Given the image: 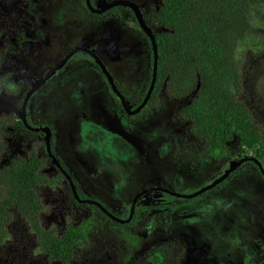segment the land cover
Listing matches in <instances>:
<instances>
[{
    "label": "rangeland",
    "instance_id": "1",
    "mask_svg": "<svg viewBox=\"0 0 264 264\" xmlns=\"http://www.w3.org/2000/svg\"><path fill=\"white\" fill-rule=\"evenodd\" d=\"M0 1L2 5H6L8 0ZM91 1L94 3L97 0ZM128 1L142 8L150 3L157 4L160 0ZM76 2L79 5H74L72 0H67V3L53 0V8L61 11L60 22L53 20L48 25L51 42L45 49L46 60L38 63V67L50 65L76 47H85L98 55L115 79H126L131 87L142 81L147 72V51L138 31L131 26V10L124 6H115L104 15L91 16L85 12L84 7L81 8V1ZM66 7L70 9L69 15L61 22ZM154 31L159 32L160 29ZM133 56L136 59L131 61ZM30 58H10L4 65L5 69L16 76L13 85L15 92L8 95L0 90V113L12 115L15 122L7 133L9 142L0 164L11 157L24 154L25 150L36 145V152L45 157L42 135H30L25 131L19 133L20 124L16 120L19 116L20 100L32 79L39 75L28 69V65L36 62ZM248 61L253 62L252 59ZM96 70L98 67L91 57L78 52L40 88L30 103L39 105V116L34 121L39 119V122L49 125L55 143L53 151L65 171L75 180L79 195L99 201L114 215H118L117 204L125 192H134L133 195H126L125 204L132 196L148 187H163L182 194L191 193L208 185L213 180H210L213 173L227 167L230 160H239L244 156L254 157V152L241 148L237 137L232 135L217 151L219 158L204 159L195 167L186 162L172 160L171 153L165 150V146L172 148L173 145L180 147L195 143L186 131L185 136L181 132L180 135L188 139L187 143V139L179 137L164 142L171 135L154 136V120L158 117L159 130L163 134H169L174 129L171 124L173 120L179 125L175 118L176 108H173L184 104L188 98L173 101L160 99L157 115L152 114L153 118L148 120L147 125L133 128L130 124L121 122L116 113L109 110L106 105L109 103V96ZM263 70L264 64L246 67L242 70V75L245 99L255 119L264 129V92L261 85L264 79ZM32 113H35L33 107L30 116L34 118L36 113ZM166 117L169 125L163 127V119ZM93 122L110 124L106 128H99ZM94 130L99 133L97 139ZM255 169L252 162H245L218 186L203 193L199 198H209L210 201L194 210L199 213L195 217L197 224L192 227L181 223L182 220L190 218L183 204H180L175 213H168L164 204L160 205L157 200L144 197L139 204L138 223L148 224L151 229L156 225L157 217L163 218L166 223H181V226L173 229L170 226L169 229L165 226H154L156 228L150 233L142 234L145 237L142 239L153 242L156 239H177L182 235L188 247L185 245L179 264L182 261L186 264H226L227 261L228 264H258L264 260V178L258 173H250ZM44 172L55 182L39 188V194L48 207L43 212L45 226H56L60 231L66 223L76 224L90 215L87 207H79L69 198L67 185L59 178L49 161ZM124 210L121 215L127 217ZM17 216L0 234V264H59L46 262L29 223ZM111 225L108 223L105 228L97 230L98 235L94 233L95 246L98 245V239L109 248L110 254L104 260L100 254L85 258L81 254L88 252H83L77 253L70 264H125L123 260L127 256L124 254L120 253L116 261L111 258L113 248L108 245L105 232L106 229L112 232ZM133 228H137V223L133 224ZM123 232L119 236L122 235L125 242ZM152 233L157 238L146 241ZM136 238L138 242L135 246L127 249L128 253H132L130 264H150L144 257L150 253L148 251L154 244L147 245V250L140 256L144 244L143 240ZM198 240L205 245V251L197 254L201 263L195 262L196 256L189 257L192 252L188 249L190 243L194 245ZM96 247L99 248L90 253L103 250V247ZM196 248H200V245L197 244Z\"/></svg>",
    "mask_w": 264,
    "mask_h": 264
},
{
    "label": "trees",
    "instance_id": "2",
    "mask_svg": "<svg viewBox=\"0 0 264 264\" xmlns=\"http://www.w3.org/2000/svg\"><path fill=\"white\" fill-rule=\"evenodd\" d=\"M151 22L160 29L155 34L157 86L152 96L162 81L170 99L194 94L177 117L189 124L195 145L182 147L178 159L196 165L218 157L220 146L235 135L264 168V129L245 99L242 75L244 68L264 64V0H161ZM261 85L264 92V79ZM8 125L11 119L0 116V157L7 147ZM44 161L29 151L0 164V234L18 215L44 240L49 260L66 262L86 240L78 230L82 223H67L61 233L46 231L41 224L46 210L37 188L49 183L39 171ZM155 253L168 264L166 248Z\"/></svg>",
    "mask_w": 264,
    "mask_h": 264
},
{
    "label": "flooded vegetation",
    "instance_id": "3",
    "mask_svg": "<svg viewBox=\"0 0 264 264\" xmlns=\"http://www.w3.org/2000/svg\"><path fill=\"white\" fill-rule=\"evenodd\" d=\"M60 1L62 2V0ZM76 1L78 0H72V3L74 5L75 3L79 5V3ZM79 1H81V8L84 7L85 12L91 16L104 15L106 12H108L115 6H124L131 10L130 12L132 13V19H133L131 20L133 22L131 26L135 30L138 31V34L142 38L145 44L146 51H147L148 66H147L146 75L144 76L142 81H139V83L131 87L126 83L125 81L126 79L124 80H119L118 78L115 79L112 73L107 69V66L98 57V55L95 54L92 50L85 48V47H76L72 49L71 51H69L61 59L58 58L54 60L53 62H51L50 65L44 66L43 68H41L43 65H40V68H39L38 63L41 64L44 62V60H46L44 59L46 57L45 49L46 47H48V44L51 42V35L48 31V25L53 20H56L57 23L60 22L61 11H57L53 8V0H8L6 5L4 4L2 5L0 1V90L3 93L8 94V95H12L15 92V89H13V85L15 84L14 81L16 79V76L14 75L13 72L4 68L5 63L10 58H18V57L23 56L26 58L31 57L30 59L36 60L35 63H32V65H28L27 67L29 70L35 71L37 74L39 73V75L38 76L36 75V78L32 79V81L30 82L31 84L28 85L22 97V100H20V109L18 113L19 116L16 120L20 124V127H18L19 133L20 131L22 132L25 131L27 134H30V135L41 134L43 137V144H44L43 146L45 148V155H44L45 157L40 156L36 152L35 150L37 146L36 145L33 148H29L25 150L24 154H19L11 158H16L18 156L25 157L29 151H34L37 157L43 158L45 160L44 165L41 167L39 171L41 175H44L49 180V183L43 184L42 186H39L37 188V193H38L39 198L42 201L44 211L48 210V207L45 205V203L42 200L41 195L39 194V188L55 183L53 180L47 177L46 173L44 172V167L46 166L48 161L55 168L56 174L59 176V178L62 179L63 182L67 185L69 189V193H70L69 198L73 201V203L79 207H87L88 211H90V215L88 217H84V219H80V221L77 222L78 224L82 223V225L78 227V230L83 235L82 241L84 239L86 240V245L83 246L82 248L81 247L73 248L70 258L66 261L67 263L63 262L61 259L49 260L48 254L42 248L44 240L40 238L39 233L36 231V229L32 228L31 225L29 224L36 236V241L40 249L44 253V256H45L44 258L47 263L57 262L59 264H64V263L70 264L71 261L75 258V255L77 253H83V252H88L85 254H81L85 258L91 257L92 255L97 256L100 254L104 260L105 257L110 254V251H109V248L105 245H102V243L99 242L98 239H96L98 242V245L96 246L103 247V250H101L99 253H93V254L90 252L99 248L95 246L96 241L94 239L95 237L94 233L97 230L102 229L103 227L105 228V225H107L108 223H111L112 232L107 231V229L105 231L106 237L109 243L108 245L113 248V256L111 258H113V260L116 261L119 258V255L121 253L127 256L125 260H123L124 263L130 264L132 253H128L127 249H132L135 246V244L138 242L136 237L140 238V240H143L142 238H145V237H143L142 234L146 232L150 233L152 229L156 228L154 226H159V227L165 226L168 229H169V226H170V229H173L174 227H179L181 226V223L186 224L187 227L195 226V224H197L195 217L199 213V211L194 212V210L198 208L200 205L203 206V204H206L208 201H210L209 198H199V197L203 195V193L213 189L214 187L222 183L226 178H228V176L231 173L235 172L243 163L252 162L255 165V168L257 170L256 169L254 171L252 170V172L250 173L252 174L258 173L263 178H264V174L261 173L259 167L254 161L247 160V161L242 162L240 165H238L223 180L219 181L214 186H211L214 181L218 180L225 173V171L229 168L231 161H239L240 159L244 157H253V156H244L240 158L239 160H230L227 167H223L216 174L213 173V175L210 178V180L212 178L213 180H211L208 185L201 187L200 189L193 191L191 193L182 194V193L170 191L163 187H148V188L142 189L134 197L132 196L133 198L131 197V199H129V202L125 204L124 199L126 195L130 196L134 194V192H130V191L125 192L123 196H121V200L117 204L118 215H114L113 213H111L110 210L106 209L99 201L90 199V198H84L83 196H80L78 192V186L75 180L65 171L64 167L62 166L61 162L58 159V156L53 151V146L55 145V143L53 140V132L51 131L49 125L47 123L39 122V119L37 121H34V119H36V117L39 116V107H38L39 105L35 102L30 103V101L32 97L40 90V88L47 81H49L57 73V71L61 70L65 66L67 61L74 54L78 52H83V53H86L88 56H90L91 59L94 61L95 65L98 67V70L96 71L101 76L102 82L104 84V89L108 93V96H109V99H108L109 103H106V105L108 106L109 110L112 112H115L116 114L115 113L114 114L117 115V117L120 118L121 122L125 123L126 125L130 124L131 127L133 128H139V126L147 125L148 120L150 118H153L152 114L157 115L156 109H157L158 101L160 99L161 100L169 99L170 101H173L176 99H170L165 94V88H166L165 81H162L160 89L156 93V95L152 96V93L154 92L157 86L156 84L157 80L155 77V82H154V85H153V88L151 90L148 100L141 107L139 111L133 112L144 101V98L146 97L150 84H151L152 63H153V53H152L151 42L149 38L146 36V34L142 31L140 24L138 23V20L135 16V13L130 7L119 4V5L111 6L110 8L103 10L102 12H92L91 11L92 9H90L87 6L85 0H79ZM98 1L99 0L93 3L91 0H89L91 6L97 10L100 9L96 7ZM160 1L157 4L150 3L148 5L143 6L142 8L138 7V10L142 14V18L145 24L151 28L154 38H155V34L158 33V32H155L154 29H157L158 27L155 26V24L151 22V19H152L153 13L157 11ZM63 2L67 3V0H63ZM69 11L70 9L68 7L64 9L63 11L64 16L62 17L61 22H63L65 18L69 15ZM157 56H158V51H157ZM130 59L132 61V60H135L136 57L133 56ZM52 70L54 71L49 76H47V73L51 72ZM26 71L27 70H25V72ZM156 76H157V71H156ZM193 95L194 94L191 93L190 95H187V97L183 96L182 98H178L177 100L188 98L187 100L188 102L189 99ZM187 102H185L184 104L181 103L182 105L177 107L179 105L178 104L177 106L173 108V109L176 108L175 118L178 121L179 125L175 124L174 123L175 121L173 120L171 124H173L174 129L171 130L169 134L167 133L163 134L162 131L159 130L158 123L160 119L158 120V117H157L154 120V122L156 123L154 124L155 125L154 127L156 128H155V131L153 132V135L157 137L161 135H163V137H165V135L167 136L171 135V137L167 138L164 142L174 139L175 137L182 138L180 135V132L183 133L185 136V131L191 137L188 131L189 124L186 121H182L179 117H177V111L182 106H184ZM32 107L34 108L35 113H36V116L34 118L31 117L32 115L30 116V111ZM22 112L24 113L25 121L21 119ZM35 113H32V114H35ZM0 116L9 117L11 119V125H8L7 130H6L8 133L13 128L11 126L14 125L15 120L12 115L5 114L3 112L0 113ZM128 119H133V120H128ZM166 120H167V117L163 119V123H162L163 127L166 125H169ZM93 123L96 124V126H98L99 128H106L107 124H110V123H107V124L102 125V124H98L97 122H93ZM185 123L187 124V128H185V125H186ZM44 129H47L49 131V140H48L49 152L47 151V145L45 141L46 133L43 131ZM98 134L99 133L96 131V134H95L96 139L98 137ZM5 137H6V143L8 144L9 139H7V134ZM182 139H187V138L185 137ZM187 142H188V139L186 143ZM191 144H194V143H191ZM173 146L174 147L172 148H169L168 145L165 146V150L171 153L172 160L177 161V162H186L190 166H194V167L199 165V163L204 159H212V158L220 157L218 153V157L216 156L209 157V158L207 157V158L200 160L196 165H191L188 161L178 159V154L180 152V149L182 147H185L186 145H182L180 147L176 145H173ZM187 146H190V145H187ZM1 157H0V160H1ZM54 161H56L59 166L55 165ZM260 166L264 172V168L262 167L261 164ZM73 189L76 192V195L78 197L77 199L74 196ZM145 190H147V192L139 195V193ZM144 197L157 200L158 204L160 205L164 204L165 210L168 213H173V212L175 213V210L180 208V204H183V207L185 208V210L188 211L190 218L182 220L181 223H176V222L173 223L174 221H167L166 223V221L163 218L155 217L156 225H153L152 226L153 228L149 229L150 225L148 224L142 225L137 222V213L140 208L139 204ZM192 200H194V202H191ZM88 201H92L94 203H90ZM127 204L128 206H126ZM159 209H162V207ZM123 210L127 212V217H122L121 214L123 213ZM156 211L158 210L156 209ZM147 213L153 214L154 212L153 213L147 212ZM44 215L45 213L41 214V217L43 219L41 220L42 222L41 224L43 225V227H45L46 231L54 230L56 233H61L62 231H64L65 229L64 227L67 223L64 225L62 230L59 231L56 226H45L44 225ZM77 223L76 224L72 223V224L78 225ZM135 223H137L136 229L133 228V224ZM175 224H177V226H174ZM122 231H124L123 233H125V237H124L125 242L122 239V235L119 236V234ZM180 236H181L180 238L172 239V240L165 239V240L158 241L156 239L153 242H145L143 240L144 246L142 247L140 256H142L143 251L145 252L147 250L145 249L147 245L154 244L155 246L153 245L154 247L152 246L151 249H149L148 251L150 253L146 254V256L144 255L145 256L144 258L146 259V261H148L150 264H163V262L158 261V257L155 251L159 250L160 252H162L166 248L168 251V255L170 252V255L168 256L169 258L168 264H179L180 259L185 252V245H186V248L188 247L185 240L183 239L184 237H182V235ZM111 238L113 239L110 242ZM153 238H157L155 233H152L149 237H147L146 241L153 239ZM103 241H104V238H103ZM191 244L192 243H190L189 245L190 248H188V249H191L192 251L191 256L189 257L192 258L193 256H196L197 259L195 258L196 259L195 262L201 263L202 261H199V255L197 254L205 251V245L200 240L196 241V244L194 245H191ZM197 244L200 245V248H196ZM93 247H96V248H93ZM263 262L264 260L258 262V264H262ZM181 264H186V263H183L182 261ZM226 264H228V261ZM230 264H235V263H230Z\"/></svg>",
    "mask_w": 264,
    "mask_h": 264
},
{
    "label": "water",
    "instance_id": "4",
    "mask_svg": "<svg viewBox=\"0 0 264 264\" xmlns=\"http://www.w3.org/2000/svg\"><path fill=\"white\" fill-rule=\"evenodd\" d=\"M87 6L92 9L91 11L92 12H102L103 10H106L108 8H110L111 6H115V5H126L128 7H130L133 12L135 13V16L138 20V23L140 24V27L142 29V31L146 34V36L149 38L150 42H151V47H152V53H153V63H152V80H151V84H150V87H149V90L147 92V95L146 97L144 98V101L140 104V106L133 112H137L141 109V107L146 103V101L148 100L149 96H150V93H151V90L153 88V85H154V82H155V77H156V71H157V59H158V56H157V45H156V41H155V38H154V35L152 33V30L151 28L145 24L143 18H142V14L140 13V11L138 10V6L131 2V1H128V0H111V1H106V0H99L96 7L100 8L99 10L97 9H94L89 0H85ZM95 57V56H94ZM55 70V69H54ZM54 70H52L51 72L47 73V76H49ZM42 82V80H41ZM38 85V84H36ZM21 119L23 121H25V118H24V113L22 112L21 113ZM27 126V125H26ZM28 127V126H27ZM29 128V127H28ZM45 133H46V138H45V141H46V145H47V151L49 152V145H48V140H49V131L47 129H44L43 130ZM247 160H250V161H254L257 166L259 167L260 171L262 174H264L259 162L254 158V157H244L242 159H240L239 161H231L230 162V166L229 168L225 171V173L216 181L213 182V184L211 186H214L215 184H217L219 181L223 180L231 171H233L238 165H240L242 162L244 161H247ZM55 162V165L59 166L58 163L56 161ZM68 179V177H67ZM152 190V189H150ZM73 192H74V196L75 198L77 199V195H76V192L74 191L73 189ZM147 192V190L139 193V195H141L142 193H145ZM138 195V196H139ZM87 202V201H86ZM90 203H94L92 201H88ZM264 264V262L262 263Z\"/></svg>",
    "mask_w": 264,
    "mask_h": 264
}]
</instances>
